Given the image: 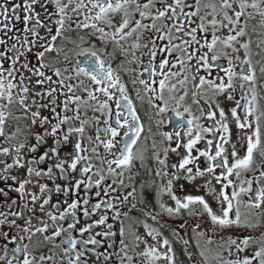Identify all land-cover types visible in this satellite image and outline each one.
<instances>
[{"label":"snow or ice","instance_id":"6c2138e0","mask_svg":"<svg viewBox=\"0 0 264 264\" xmlns=\"http://www.w3.org/2000/svg\"><path fill=\"white\" fill-rule=\"evenodd\" d=\"M210 6L213 12V19L209 22L213 26L211 40L207 36L197 38L198 32H207L204 24V16H199L201 10V0H195V4H191L188 0H0V136L4 135V123L6 120L5 110L10 106L18 105L25 113L26 118L30 114L31 124L38 125L42 131L33 133L35 143H31L27 138L23 142L10 147L0 148V157L8 159H0V182L5 187H0V201L7 207V211H0V264H35V257H30L28 245L23 243L25 235L31 241L35 233H46L51 228L52 234L45 236L46 240H53L55 237L63 236L60 243L67 246L62 248L63 256L61 262L63 264H109L112 261V255L107 250L114 248L115 240L109 243V238L117 236V232L113 231V224L109 223V216L105 212H99L102 205L105 209L114 212L113 220H120L122 216H127L128 212L136 208V204H132L128 211H122L120 205L129 203V197L135 192H127L123 196L117 195L113 200H106L97 203H90V199L85 196L82 200L79 198L69 201L68 199H57L53 202L54 195L62 194L68 197L73 189L79 190L84 186L85 190H91L93 187L101 189L105 195L109 191H115L112 185L117 181L113 180L112 185L101 188L106 177L100 170L93 172V167L89 156L81 155L86 151L82 146L84 123L74 126L71 121L79 120V103L81 97L75 95V91L82 89L87 93L88 99L98 101L96 110H107L109 117L112 116L109 101L113 100L115 95L112 89L119 92V97L115 99L117 111L114 117V124L104 121L105 140H101L100 129L96 128L95 140L100 141L106 150L112 153V149L117 144H122L118 149L116 159L109 160L108 173L116 176H123V171L116 172L112 167L130 168L134 159L132 148L137 143L142 126L139 123V116L133 107L132 101L126 94L123 84H120V77L113 74V68L110 64H106L95 49V44L90 48H82L81 44L85 43V36L88 41L96 37L99 33L98 40L103 43L105 41H114L119 44L126 37L136 34V40L140 41L145 38L147 33V43L143 47L149 48L150 61L145 71L152 75L159 74L163 79L159 80L160 95L159 99L163 100V91L166 81L170 76H176V72H171V68L180 65L181 70L191 71V81L193 82L192 98L193 103H199L196 99L198 95L207 90H211L217 94L224 93L227 89L235 91L233 80L239 77L243 90L244 82H248L251 87V97L247 93H243L239 100H235V106L230 108V117L233 119L238 133L242 134L239 139L241 146H246L245 154L242 158L235 159L238 155L236 145L232 144L231 156L234 162L229 165L228 156L224 153L227 151L220 144L215 145V153L210 154L207 148L213 145V140L207 141L206 150L199 151L198 156L192 155L194 146L204 139L205 133H211L215 138L220 133V139L224 143L230 142L231 129L229 127V115L223 108H219L220 120H215L216 113L203 108L200 109L201 116L207 115V118L214 120L212 127H204L199 123L200 117L193 116L190 108H185L184 112H180L178 108H173L172 112L175 121L169 118V123L173 124V132L162 133L163 137L172 141L176 138L175 148H165V159H160L156 155L158 163L165 168L175 169V172L157 171L156 176H171L167 184L157 191V196L161 192H165L170 196L173 206L159 202L160 213L153 214L149 209L146 200L142 199L141 204L144 205L142 211L153 221L160 223L163 215L167 217L179 216L182 210H188V215H194L190 206L200 205L201 214H206L210 218L211 225L223 228L244 227L255 228L260 227L259 223H252L250 214L252 209H261L264 207V186L253 189V182L257 185L264 180V107H261L255 88L256 74L252 66V62L248 57V43H241L240 47L245 49V59L241 62L240 72L235 71L231 57L225 51H218L217 45L223 48H231L233 52H238L233 42H239L238 38L245 35L246 24L240 27L241 17L246 15L247 9H253L264 17V0H219V4L206 5ZM195 10H192V9ZM188 9V11H186ZM123 13V18L119 22H115L113 16L117 13ZM231 12V14H230ZM112 14V15H110ZM139 16L137 19L136 16ZM222 14V18L217 20L215 15ZM199 16L201 21L196 27H189L195 23L193 17ZM249 18L252 13H247ZM82 17V18H81ZM226 21V23H225ZM99 23L107 25L109 28L114 27L113 32H108L105 27L98 26ZM226 28L228 34L221 39L216 35V31ZM91 29V32L85 30ZM127 30V31H126ZM235 32V35L232 33ZM76 33L80 41L76 47L80 50L76 53L78 57H84L83 61L77 59L72 67L65 66L63 68L57 66L60 63L70 64L67 52L62 48H57L58 39H68L66 34ZM190 37V39H184ZM157 40L167 41L165 44L158 46ZM179 40L181 43H174ZM204 41L201 43V41ZM193 45H198L194 51L191 50ZM133 47H141L140 43H135ZM201 49H206L201 53ZM56 52L57 58L63 52L64 60L53 62L48 57ZM164 54L158 65H153L157 54ZM174 52L179 55L175 56L176 63H171L168 59ZM211 53V56H209ZM221 57H228L229 67L223 68L214 65L210 61H217ZM239 60V57H236ZM195 60L193 66L190 62ZM247 67H244V66ZM213 67H219L227 77V83L221 82L217 84L215 80L207 79L204 75H199L200 69L203 68L208 74H211ZM166 68L169 70L164 71ZM260 72L264 74V66L260 68ZM84 77L87 79H81ZM221 80L223 78H220ZM77 81L72 83L71 81ZM188 76L180 81L181 84L186 83ZM156 81H153L155 83ZM135 83V81H133ZM140 84L149 92H155L148 81L141 79ZM175 88V85L171 86ZM94 89V90H93ZM71 93L72 95H69ZM95 93H102L105 99L99 101ZM187 95V92H185ZM184 97H180L183 100ZM228 100H234L233 95L227 96ZM241 100L245 103L241 104ZM86 103V102H85ZM70 104H77L76 115L61 116L57 111L61 108L64 113L72 111ZM47 109L49 115H44ZM238 109L242 114H238ZM167 105L159 108V113L167 112ZM184 113H188V119H185ZM10 114V113H9ZM159 123H163L160 121ZM67 127L65 128L64 126ZM121 129H124L123 137L120 141L116 137L121 136ZM181 129H184V136L191 137L187 143H181ZM195 135L193 136V132ZM110 137V138H108ZM6 139H11L8 137ZM91 141L93 138L90 136ZM183 147L186 154L179 159L176 164H167L168 152L178 153V149ZM44 149L41 151V149ZM93 153L96 149H92ZM29 154L31 155L30 158ZM116 155L115 153H112ZM254 154L259 157V162L254 158ZM204 157L206 166L201 169L199 166V158ZM142 159V157H140ZM11 160V163L8 160ZM35 165V166H34ZM192 165V166H189ZM195 168V171L193 170ZM24 170L26 175L21 177L19 174H13V170ZM216 169H220V173L216 174ZM235 170V171H234ZM258 171L259 175L251 179L241 181L239 186L234 184L229 177L235 175L238 179L241 172ZM184 173L183 179L191 183L197 177L209 176L203 185L207 189L206 195L212 197L219 208V214L214 211L213 207L203 195H184L182 198L176 195L173 181L179 182L182 177L180 173ZM89 173H92L89 175ZM131 179V177H130ZM220 185L219 190L212 186V180ZM15 182V187L8 184L7 181ZM226 181V183H224ZM63 182V183H61ZM123 180H119V184L123 186ZM247 185L245 187L244 185ZM143 187V186H142ZM180 190L183 191L185 185L179 184ZM228 188H232L229 193ZM32 189H35L32 190ZM19 194L22 204H18L17 200L11 198L9 192ZM101 191L95 192L99 197ZM38 193V194H37ZM247 196L246 202H242L241 197ZM115 201V202H114ZM249 209L248 214L240 211L241 204ZM83 205V207H81ZM13 207L19 211H13ZM55 209V212L53 211ZM234 211V215H231ZM42 213L38 216L36 213ZM99 215L95 220L91 218ZM58 213V214H56ZM257 217L264 216V212L255 213ZM84 218H88L82 223ZM60 221L61 223H57ZM50 222V223H49ZM122 223V222H121ZM167 223L165 220L160 224L161 228ZM147 235L152 237L154 244L146 246L142 252L137 255L143 257V264H155V262L163 259L167 264H177L176 252L174 251L168 238H163L162 242L157 240L158 236H162V232L156 228H150L144 223ZM100 231H94L96 228ZM180 229L186 227L185 223L178 226ZM196 227H200L199 224ZM34 229V231H33ZM172 235L179 237L180 234L175 227L171 229ZM78 234V235H76ZM202 234V233H201ZM119 245L120 252L124 256H120L119 252L115 253L120 259V264H124L125 259L131 261L133 257L127 255V244L122 238L124 236V228H119ZM101 237V239H97ZM137 246L139 243L147 245L146 240H142L140 236H136ZM180 239H183L180 237ZM211 242V241H209ZM252 243H256L258 247L254 250L250 248ZM183 244L187 246L189 240H183ZM224 244L228 247L229 259L217 252L216 259L218 264H264V234L260 238L252 236L229 237L225 240L220 248L223 249ZM9 245H12L10 248ZM59 247V245H56ZM91 246V247H90ZM104 248V251H100ZM160 249H166L161 251ZM184 254L191 259V253L187 247L182 250ZM247 252V255L241 254ZM92 253L94 259L88 254ZM200 256L204 257V252H200ZM45 259L52 260V256L45 257L41 255V262Z\"/></svg>","mask_w":264,"mask_h":264},{"label":"flooded vegetation","instance_id":"af4514ba","mask_svg":"<svg viewBox=\"0 0 264 264\" xmlns=\"http://www.w3.org/2000/svg\"><path fill=\"white\" fill-rule=\"evenodd\" d=\"M113 3L116 0H112ZM189 3L195 4V0H188ZM251 2V0H249ZM219 4V0H201V10L199 16H204V24L207 27V32H198L197 38L199 39L201 36H207L208 40H211V35L213 32V26L209 23L213 19V12L210 6L206 7V5L211 4ZM192 10H195L194 8ZM188 11V9H186ZM252 13V17L249 18L247 13ZM231 14V12H230ZM112 15V14H110ZM199 16L193 17L192 19L195 20V23L190 25L189 27H196L201 21L199 20ZM82 18V17H81ZM123 18V13H117L113 16L115 22L121 21ZM136 18L138 19L139 16L137 14ZM217 20L222 18V14L215 15ZM226 23V21H225ZM245 35L243 37H239V42H233L234 46L239 49L238 52H233L231 48H223L221 45H217L218 51H225L228 53V57H231L233 61V66L235 67V71L237 73L240 72L241 62L245 59V49L240 47L241 43H248L249 48L247 49L248 57L251 62L252 66L255 70L256 74V92L258 101L261 107H264V74L260 72V68L264 66V17H261L258 12H255L253 9H247L246 15L241 17V24L240 27L245 26ZM98 26L105 27V30L108 32H113L115 29L109 28L107 25L98 22ZM91 29L85 30V32H91ZM127 31V30H126ZM228 34V30L226 28L219 29L216 31V35L220 36L223 39ZM235 35V32L232 33ZM68 39H58L56 47L64 49L69 56V60L71 61L70 64H63L60 63L57 66L63 68L65 66L72 67L75 65L77 59L83 61L84 57H78L76 53L80 50L76 47V44L72 43L71 41H75L77 44L80 43L78 39V35L76 33H68L66 34ZM99 33H96V37H93L91 41H88V37L85 36L86 42L81 44L82 48H90L93 44H95V49L101 58L105 61L106 64H110L113 68V74L118 75L120 77V84H123L126 89V94L128 95L129 99L132 101L133 107L136 109V114L139 116V123L142 126V131L140 132L139 138L137 143L133 146V162L130 168H116V165L113 164L112 167L116 169V172L123 171V176H116L108 173V161L116 159L118 155V149L122 146V144H117L115 148L112 149L113 155L108 150L104 148V145L100 141L95 140L96 135V128L99 127L100 129V136L101 140H105L106 137L104 136V128L106 125L104 124L105 120H108L109 123L114 124V117L117 111L115 106V99L119 97V92L116 89H112L111 91L115 93L113 100L109 101L112 110V116L109 117L108 111L105 109L103 111L96 110L98 108V101H92L88 99L87 93L84 92L82 89L76 90L75 95L81 97V101L79 103V120L71 121L74 126L80 125L81 122L84 123V133H83V142L82 146L86 149V151L82 152L81 155H86L90 157L88 161L93 167V172L100 170L103 175H105L106 179L104 183L101 185V188L107 187L108 185H112V181L116 180L117 183L112 185L115 191H109L108 195H105L101 189H97L93 187L91 190L86 191L84 186L77 191L73 189L72 193L68 197H64L62 194L59 196L54 195L53 202L57 199L64 200L68 199L69 201L73 199L79 198L82 200L87 196L90 199V203L94 204L101 201L106 200H113L114 197L117 195L123 196L129 191H132L133 187H135V192L132 197H129V203L125 205H120L122 211H128L131 208V205L134 203L136 204V208L132 209L128 212L127 216H122L120 220H113L112 216L114 212L111 210H107L103 207L99 210V212H105L109 216V223L113 224V231L117 232V236L114 238H109V243L115 240L114 248L108 249L107 251L112 255V261L109 264H120V259L115 253L119 252L120 256H124L123 252H120V245L119 239V228L122 226L124 228V236L122 237L127 244V255L133 257L131 264H143V257L137 255L139 252H142L146 246H150L155 243L152 240V237L147 235V231L144 228V223H147L150 228L159 229L162 232V236H158L157 240L162 242L163 238H168L174 251L176 252V259L177 264H218L216 259L217 252H220L225 259H229L228 252L226 251L228 245L224 244L223 249L220 248V245L227 240L229 237L236 238L240 237L241 239L245 236H252L255 238H260L262 234H264V216L257 217L255 213L257 212H264V207L261 209H252L250 214V219L252 223H259L260 227L255 228H244V227H229V228H219L216 226L211 225L210 218L207 217L206 214L202 213V208L200 205H193L190 206L192 211L196 214L188 215V210H182V213L179 216L175 217H167L166 214L163 215V220L160 223L153 221L149 216L145 215L142 211L144 205L140 203L142 199L146 200L148 203V207L152 210L153 214L160 213L161 210L159 209V202H163L166 205L173 206L174 202L171 201L170 196L165 193L161 192L159 196H157V191L163 188L166 184L168 179L171 176H156L155 173L157 171L161 172H168L172 173L175 172V169L165 168L164 166L160 165L156 160V155H159L160 159H165L164 149L165 148H175L176 147V138L173 137L172 141L166 140L162 133L164 132H173V124H170L169 118L175 121L174 113L172 112L173 108H178L180 112H184V109L190 108L191 113L193 116L200 117L199 123L204 127H212L215 123L214 120H210L207 118V115L201 116L200 109L203 108L205 112L208 111L215 112L216 117L215 120H220L219 116V108L217 104H219L220 108H223L226 114L229 115L228 123L231 129V137L229 143H224L220 139V133H217L215 138H213L211 133H205L204 139L198 142L193 150L192 155L198 156L199 151L206 150L207 141L213 140V145L207 150L210 154L215 153V145L220 144L224 147L227 151L224 153L228 156L229 165L234 162V158L231 156L232 151V144L236 145V152L238 153L235 159L242 158L245 154L246 146L242 147L240 143L239 137L242 135L238 133L233 119L230 117L229 110L230 108L235 106V100H239L243 93H247L249 98L251 97V92L249 91L251 85L248 82H244V88L241 90L240 84L241 81L239 77H235L233 83L235 85V91L232 89H227L222 94H217L211 90H207V86H205V92L202 95H198L196 99L199 103H193L192 98V91H193V82L191 81V71H184L181 70L180 65L177 64L175 68H171V72H176V76H170L169 79L166 81V87L163 91L164 99H159L160 89H159V80L163 79L164 77L156 74L150 77L149 72L145 71V68L149 66L150 55H149V48L143 47V44L147 43V33L145 34V38L141 39L140 41L136 40V34L134 33L131 37H126L124 40H121L119 44L115 43L114 41H105L101 43L98 40ZM184 39H190V37H184ZM140 43L141 47L136 48L133 47L135 43ZM167 41H159L157 40V45H163ZM204 41L202 40L201 43ZM174 43H181V41L176 40ZM198 45H193L191 50H195L198 48ZM201 53L206 51V49H201ZM164 54L158 52L155 60L152 61L153 65H158L159 61L163 58ZM179 55L178 52H174L172 56H169L168 59L171 63H176L175 56ZM211 56V53H209ZM239 57V60L236 57ZM228 57H221L217 61H210L214 65H219L220 67L227 68L229 67L228 64ZM49 60L56 62L57 59L59 61L64 60L63 52L57 58L56 52L54 51L49 57ZM193 66L195 65V60L190 62ZM244 67H247L246 65ZM169 69L166 68L164 71H168ZM199 75H204L207 79L215 80L217 84L224 82L227 83L228 77L227 75L220 71L219 67H213L211 69V74L209 75L203 68L200 69ZM185 76H188V80L186 83L181 84L180 81L184 79ZM220 78H223L222 80ZM81 79H87L81 77ZM144 79L148 81L152 88H155V92H149L144 88V85L140 84L139 81ZM135 81V83H133ZM153 81H156L153 83ZM72 83H76L77 81L73 80ZM175 85V88L171 86ZM94 90V89H93ZM187 92V95H185ZM98 97L99 101H103L105 97L102 93H95ZM231 94L234 97V100H228L227 96ZM69 95H72L69 93ZM184 97L183 100H180V97ZM86 102V103H85ZM245 103V101L241 100V104ZM167 105L168 111L164 113H159L160 107H165ZM69 107L72 111L64 113L61 108H58L57 111L60 113L61 116L68 115V116H75L77 104H70ZM10 113V114H9ZM44 115H49L48 110H44ZM238 114H242L241 110L238 109ZM6 120L4 123V135L0 136V148L3 147H10L11 145H16L19 142H23L25 138H27L31 143H35L33 133L37 131H42L38 125L31 124L30 114L26 118L25 113L22 109L19 108L18 105L10 106L8 109L5 110ZM185 119H188V113H184ZM163 121V123H159ZM65 128L67 127L64 126ZM125 130L121 129V136L116 137L117 141H120L123 137V132ZM181 143H187L188 139L191 137L184 136V129H181ZM195 135V131L193 132V136ZM92 137L93 139L90 141L88 137ZM11 137V139H6ZM110 138V137H108ZM95 148L96 152L93 153L92 149ZM44 149L42 148L41 151ZM179 155L177 153H173L171 151L168 152V156L166 158L167 164H176L178 163L179 159H181L186 154V149L181 147L178 149ZM34 154H29V157ZM142 157V159L140 158ZM254 158L257 162H259V157L257 154H254ZM0 159H8L6 157H0ZM11 163V160H8ZM199 166L203 169L206 166L205 158H199ZM35 166V165H34ZM192 166V165H189ZM195 171V168L193 169ZM220 169H216V174L220 173ZM235 171V170H234ZM13 174H19L21 177L26 175L24 170H13ZM92 173H89L91 175ZM182 179L177 182L173 181L174 190L178 197H183L184 195H203L205 199L209 201L211 206L213 207L214 211L219 214V208L216 202L212 199L211 196L206 195L207 189L204 187H197L198 185H203L207 179H210L209 176H205L203 178L197 177L195 181L189 183L183 179L184 173H180ZM258 171H250V172H241L240 177L237 179L235 175L229 177L234 181L236 186H239L241 181L245 179H251L254 176H258ZM131 177V179H130ZM123 180V186L119 184V180ZM8 184H12L14 187L15 182L8 180ZM63 183V182H61ZM183 183L185 185L184 190L181 191L179 184ZM226 183V181H224ZM143 186V187H142ZM212 186H215L217 191L220 188L219 184H216V181L212 180ZM247 187V185H244ZM264 186V180H261L260 184L257 185L255 181L253 182V189L257 187ZM0 187H5L3 182H0ZM35 191V189H32ZM101 191V195L97 197L95 192ZM227 191L230 193L232 188H228ZM38 194V193H37ZM9 195L11 198L17 200L18 204H22L23 201H20L19 194L10 191ZM248 199L247 196H242V202H246ZM115 202V201H114ZM83 207V205H81ZM7 207L3 205L2 201H0V211H7ZM13 211H19L18 208L13 207ZM55 212V209H53ZM234 211L231 215H234ZM240 211L243 214H248L249 209L244 207L242 203L240 206ZM99 212L96 216H93L91 219L95 220L99 215ZM58 214V213H56ZM36 215L43 216L42 213L37 212ZM88 218H84L82 223ZM167 223L164 227L161 228L160 224L164 221ZM122 222V223H121ZM50 223V222H49ZM57 223H61L57 221ZM181 223H185L186 227L180 229L178 226ZM199 224L200 227H196ZM175 227L179 232L180 236H173L171 229ZM34 231V229H33ZM94 231H100V228L94 229ZM202 233V234H201ZM21 235H25V240L23 243L28 245L29 252H30V259L35 257V264H62L61 258L63 256L62 248L66 247V244H61L60 241L63 239L61 237H55L53 240H46L45 236H50L52 234L51 228L46 233H35L32 236L31 241L27 239V234L20 233ZM78 235V234H76ZM136 236H140L142 240L147 241V245L144 243H139L137 246ZM182 237L183 239H180ZM97 239H101V237H97ZM183 240H189V244L185 246L183 244ZM211 241V242H209ZM56 245H59L57 247ZM11 248L12 245H9ZM91 247V246H90ZM187 247L188 252L191 253V259H189L188 255L183 253V249ZM258 245L256 243H252L250 248L254 250ZM100 251H104V248H100ZM164 251L166 249H160ZM204 252V257L200 256V252ZM248 253L245 252L241 254L247 255ZM43 255L45 257L52 256V260L45 259V261L41 262L39 257ZM93 259L95 258L92 253L88 254ZM63 264H66V259L64 260ZM124 264H129V261L125 259ZM155 264H167V261L161 259Z\"/></svg>","mask_w":264,"mask_h":264}]
</instances>
